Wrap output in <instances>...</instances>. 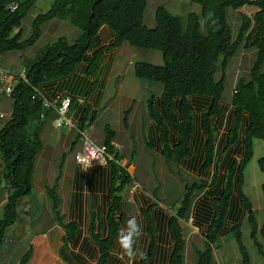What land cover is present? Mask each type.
<instances>
[{"label": "trees", "instance_id": "16d2710c", "mask_svg": "<svg viewBox=\"0 0 264 264\" xmlns=\"http://www.w3.org/2000/svg\"><path fill=\"white\" fill-rule=\"evenodd\" d=\"M11 1L0 0V55L35 45L42 35L43 24L54 18L69 17L81 33L73 42L61 36L38 50L32 61L25 60L26 78H20L10 94L14 108L11 118L0 129V157L7 189L0 216V247L8 229L21 218V213H26L23 207L30 203L25 198L33 192L36 159L42 148L40 131L51 110L44 105L35 87L69 76L82 62H87V74L95 77L86 96L87 102L97 87V74L104 53L129 43L138 48L159 50L163 55L161 65L137 62L135 73L142 79L163 85L162 110L157 108L153 93L148 99V113L158 128L162 156L171 174L182 178V167L190 162L194 153L195 109L191 99L198 102L202 97L210 99L201 116L206 141L205 160L202 159L199 165L196 163V168L200 166V180L184 181L180 197L168 209L160 206L158 186L145 200L139 215L127 214L124 193L135 180L128 170L135 154L130 163L122 164L123 155L112 144L114 131L107 125L104 144L112 158H108L107 165L100 166L95 173V188L103 192V197L95 196L87 221L83 215V170H78L76 175L77 192L69 213L61 210L58 187L46 186L53 202L51 209L65 230L61 257L67 264H185L187 239L184 223L190 219L196 197L210 188L213 189L215 212L210 218L201 216L208 223L203 233L204 247L196 250V264H216L214 249L221 236L230 232L237 243L242 264H252L244 242L243 222L232 223L230 230L225 231L231 207L239 202L246 211L250 237L264 257V221L259 224L253 202L244 191L246 168L255 153V139L264 142V0H192L201 6V12L186 15L158 6L154 27L144 23L146 0H55L46 12L35 17L33 33L25 40H22V20L36 0H17L15 10L6 7ZM245 6L253 9L251 15L243 11ZM229 9L240 11L241 23L235 37ZM103 25L115 32L116 40L89 54ZM242 46L255 49L254 60L249 75L239 76L234 87L231 97L234 118L228 127L222 161L216 162L220 153L214 121L224 110L222 102L230 59ZM219 66L220 78L217 77ZM97 116L98 111L91 114L87 102L72 148ZM127 116L128 113L126 123ZM172 131L178 138H171ZM145 144L148 151L154 150L152 130L146 135ZM234 150L238 155L232 157ZM258 164L263 173L261 189L264 195V155L258 159ZM212 166L215 169L208 181L205 177ZM200 214L198 212V217ZM87 231L89 236H85ZM119 236L128 238V249L120 245ZM32 256L30 247L19 264H29Z\"/></svg>", "mask_w": 264, "mask_h": 264}, {"label": "crops", "instance_id": "0c3cea01", "mask_svg": "<svg viewBox=\"0 0 264 264\" xmlns=\"http://www.w3.org/2000/svg\"><path fill=\"white\" fill-rule=\"evenodd\" d=\"M191 2L193 1L191 0ZM34 6L30 9L26 17L22 20V25H21V28L23 30L22 40L28 39L33 33V21L36 17L35 15L37 14L35 12L32 13V15H30L31 14L30 12L33 10ZM27 16H28V24H30L29 25L30 28L26 22ZM29 16H31V18ZM66 22L72 24L69 17L54 18L44 23L42 26V35L38 40L39 42L38 45L40 43L44 44L45 42L49 41L53 37H57L58 35L67 37L70 42L76 40L81 33L80 29L78 28L79 29L78 30L77 27H75L73 24L72 27H70L68 24H66ZM64 34H67V36ZM61 36H58V38ZM115 40H116L115 32L108 25H103L92 42V46L89 51V54H93L95 51H97L98 49L104 46L113 44ZM143 49L144 48L134 47L129 43H124L120 47L112 48L104 53L97 74L98 75L97 87L87 99V102L89 103L91 109V114L95 111H98V116L95 119V121L92 124H90L88 129H86L85 134L96 143L104 144V140L106 137L105 129L107 125H110V127L114 131V138L112 140V144L114 145L115 149L123 155V159H122L123 165L131 162L132 156L134 154L136 155L137 153L135 149L139 148L140 151L142 152L146 151L148 166L150 167L153 166V159L156 157L159 158L160 163H163V165L165 164L166 166L165 159L162 156L161 144L159 142L158 128L155 122L150 118L148 113V99L153 93L155 95V104L157 108L162 110L163 85L157 81H149L146 79H142L138 77L135 73V65L137 62L144 61L143 59L146 58L149 59L150 56H152L150 58L152 60H147V62L151 61L150 63L161 65L159 59L162 58L163 55L161 53V55L158 56L155 53H152V51H154L155 49H148L151 50V52L139 51ZM33 50H34V45L25 50L7 51L2 55H4L6 62L9 65L8 68L9 70L20 72L25 68L23 61L28 60L29 55H31L34 52ZM16 63H21V66L18 68H12V66H14ZM88 66L89 64L87 62H82L76 68V70L69 76L44 82L39 87L41 92L50 100H55L65 96L66 97L68 96L71 99H73V102L71 103V106L65 115L69 120L72 121L73 123L72 126L65 124L64 117L57 111V109H55L54 107H50L51 110L48 112V115L46 116L40 131V135L42 138V148L38 152V156L36 159V165L34 170V175L36 173V177H34L33 175L34 191L32 192V194L35 192L34 188L39 189L43 199L42 206H44V210H43L44 214L46 212H49L50 210L52 211L51 208L53 205L51 197L46 192V186L48 185L58 187V191L62 199L61 206L66 201V210L64 213L70 212V206L72 205V201H74L73 197L77 192L76 175L78 173V170H83L85 173V183L82 190V193L84 195L83 215L85 220L89 218L90 210L92 206H94L93 199L95 198V196H99L100 198L103 197V192L97 191L95 188L96 184L94 178L97 169L100 166L107 165L108 161L101 164L95 163L89 166H83L82 164L78 163L76 158L77 153L82 149L81 139L78 141L76 146L72 148L78 133L77 125L80 122L82 114L87 105L86 96L95 78L87 74ZM207 100L208 103L202 108H200L199 110L200 112L198 115V129L201 135L203 147L206 141V136L202 130L201 116H202V110L209 104L210 99ZM13 108H14V99L11 97V95L1 94L0 110L5 112L7 114V117L5 119H0V129L11 118ZM126 113H128L127 123L125 122ZM216 117L214 118H216V120L218 121L219 120L218 116ZM214 122L216 123V121ZM230 123L231 121L229 120L228 126H230ZM150 130H152L155 139V148L152 152L147 151L145 144L146 135ZM228 130L229 129L227 127V131H225L224 134L223 144H221V147L218 149V153L222 152L223 146L226 142V136ZM171 138H178V135L174 131H172ZM194 140H195V134H194ZM237 153L238 151L234 150L232 152V157L237 156L238 155ZM58 156L61 158V160L58 158ZM53 157L57 160H60L59 162L57 161L58 173L54 182L52 180H49V172L52 169L51 163L54 161ZM69 160L70 161L72 160V164H73L72 176L68 183H64L63 185H61V180L63 179L64 176L65 164ZM196 163L197 161L192 163V170H194V168L197 167ZM184 165H186V163ZM131 167H132V171L130 169ZM128 170L132 174V176L135 177L134 174L137 171V165L131 162V164L128 167ZM159 175L161 176V173ZM170 175L171 176L168 177L166 171L165 172L162 171V178L164 184L162 183V181L158 180L155 186V188L159 186L158 194L162 197L165 196L166 199H168L169 197L171 198L172 196L175 197L177 195L176 190L178 191L179 189L175 182L176 179H174V177L177 175L171 173ZM47 180H49L50 183H46ZM172 180L174 182V185L172 187H168V181H172ZM128 190H129V186L126 189V194H125L126 213L132 216L133 215L137 216L140 214L142 206L146 204L145 200L146 199L148 200L153 193L150 195L141 192V190H139L133 192L129 198L127 193ZM212 190H213L212 188L206 189L196 197L190 215L191 224L195 228H198L201 231L205 230L206 224L208 223V220L201 218V216L203 215L210 218L213 217L215 212V206L212 200V197H214L212 195ZM105 193L108 194L107 191H105ZM6 198H7V189L4 187L3 163L0 157V209L1 210L3 209ZM29 201L32 204L33 201L31 199H29ZM160 206H162L165 209H168V206L164 204L163 201L161 200H160ZM198 212L201 213L199 217L197 215ZM51 216L55 217V220L53 222L54 224L52 223V225H50L48 228V231L51 235V239L53 241L54 239L56 240L59 238V234H58L59 232L54 230L56 229V226L60 225L63 228V236H62V240H63V237L65 235L64 227L58 222L55 213L54 215L51 214ZM240 221L241 222L246 221V211L241 202L236 203L235 206L233 205L231 207V213L230 216L228 217L225 231L230 230L229 228L231 227L232 223L235 222L238 223ZM86 226L87 224L85 222L84 228H86ZM85 236H89L88 231L85 233ZM202 238H203L202 244L204 247V237L202 236ZM192 246H194V244ZM185 249L187 250V240H186ZM197 249L198 248L195 247V255ZM215 249H214V256L216 258ZM186 260L187 258L185 256V264H186ZM31 261L29 264H31Z\"/></svg>", "mask_w": 264, "mask_h": 264}, {"label": "rangeland", "instance_id": "374dc122", "mask_svg": "<svg viewBox=\"0 0 264 264\" xmlns=\"http://www.w3.org/2000/svg\"><path fill=\"white\" fill-rule=\"evenodd\" d=\"M54 1L55 0H37L33 10L30 12L31 13L30 15H32V13L35 12L37 15L39 13L46 12L52 6ZM146 1H147V8L145 10L144 23L149 27H152L156 24L155 13L158 6H165L171 12L181 15H186L189 12H196V13L201 12V6L196 2H191V0H146ZM243 11H246L249 15H251L253 9L251 7L245 6L243 7ZM228 14H229V19L231 21L232 32L235 37L236 34L238 33L241 23L240 11L229 9ZM29 17L31 18V16ZM26 22L28 24V16L26 18ZM66 24L72 27V24H70L69 22H66ZM29 25L30 24H28V26ZM64 35L67 36V34ZM58 36L53 37L44 44L40 43L38 45L39 42H37L34 45V50H33L34 52L32 51L33 53L29 55L28 60L32 61L35 58L38 50H40L44 45H46L50 41L57 39ZM139 51L151 52V50L148 49H143ZM152 53H155L158 56L161 55V52L156 49L152 51ZM254 55H255V49H245L242 46L239 48L238 52L234 55V57L230 59L229 66L227 69L226 88L222 103L224 110L221 116L218 118L219 120L217 121L215 119L217 125L216 128L218 132V137H217L218 149L221 147V144H223L225 131H227V127H229L228 126L229 120H231V118L234 116L233 107L231 105L232 91L234 90V87L236 85L239 76L249 75V71L254 60ZM151 57L152 56H150V58ZM150 58L149 59L146 58L143 60L147 62V60H152ZM159 62L160 64L164 63L163 57L159 59ZM0 63L5 68L7 69L9 68V65L6 62L4 55H0ZM20 66L21 63H16L14 66H12V68H18ZM217 77L218 78L221 77V66H219ZM207 99L209 98L205 99V97H202V100L199 99L201 100L200 102L196 101L195 99H192L193 106L195 109V140L193 142L194 153L192 158L189 160L190 162H186V165H183L182 178L179 177L178 175L174 177V179H176L175 182L177 184V187L179 188L178 191L176 190L177 195L175 197L172 196L171 198L169 197L168 199H166L165 196L162 197L158 194L160 200L163 201L164 204H167V206H172L173 203L177 202L183 190L185 184L184 181L194 182L200 180V176H199L200 166L192 170V165L190 163H194L195 161H197V164H199L205 155V148L202 145V139L198 129V115L200 112L199 111L200 108H202L208 103ZM135 150L137 153L135 155V159L132 162L137 165V171L134 174L135 180H133V182L129 185V190L127 192L129 198L133 192L139 190H141V192L151 195L155 189L158 180L162 181V183L164 184L162 178V171L164 172L166 171L168 177L171 176L167 166H165V164L163 165V163H160L158 157L153 159V166H151L152 167L151 168L150 166H148L146 151L142 152L140 151L139 148H136ZM222 152L220 153L219 156L217 155L216 162L222 161L221 158ZM263 155H264V142L260 139H255V153L253 159L249 162L246 168L244 191L253 202L257 220L260 225L264 221V195L261 189V184L263 182V173L260 170L258 159ZM58 158L61 160L59 156ZM53 160L54 161L51 163L52 169L49 172V180H52L54 182L58 173L57 163L60 160H57L54 157ZM204 160L205 158L203 159V161ZM72 169H73L72 160L71 161L69 160L65 164L64 176L63 179L61 180V185L69 182L72 176ZM130 169L132 171V167ZM214 169H215L214 166H212L209 169L205 177L208 181H210ZM160 173L161 176L159 175ZM34 177H36V173ZM49 180H47L46 183H50ZM173 185H174L173 180L168 181V187H172ZM34 189L35 192L25 198V201H29V199H31L33 201L32 204L29 201L30 203L26 204V206L23 207L24 209H26L25 210L26 213L24 214L21 213V218L16 222L15 225L11 226L8 229L6 237L0 247V264H19L20 258L30 249V247H32L33 250L31 264H67L60 255V251L63 246L62 244L63 228L60 225L56 226V229L54 231L59 232L58 233L59 238L56 240L54 239L52 241L48 228L50 225H52V223L55 220V217L51 216V214L54 215V213L50 210L49 212H46L44 214L43 212L44 206H42L43 204L42 195L38 188H34ZM124 194H126V190ZM61 208L62 211L65 212L66 201L62 204ZM2 211L3 209L2 210L0 209V215ZM184 225L186 227V238H187V250L185 249L186 250L185 256L187 258L186 264H196L195 247L198 249L203 247L202 236L204 231L195 228L191 224L190 219L188 222H185ZM242 229L244 234V242L252 257V264H264V257L258 252L256 245L253 243V240L250 237L251 227L247 222V220L243 222ZM193 244L194 246H192ZM215 252H216V258H215L216 264H242L241 254L238 250L237 243L233 238L231 232L220 239V242L216 247Z\"/></svg>", "mask_w": 264, "mask_h": 264}, {"label": "built area", "instance_id": "2783aa9c", "mask_svg": "<svg viewBox=\"0 0 264 264\" xmlns=\"http://www.w3.org/2000/svg\"><path fill=\"white\" fill-rule=\"evenodd\" d=\"M7 9L15 10L18 7V1L12 0L7 4ZM20 78H26L25 68L20 71H11L6 69L0 63V95L11 94L15 84ZM35 92L43 99L44 105L47 108L54 107L64 117V123L72 126V121L69 120L65 115L68 112L72 99L70 97H61L55 100L48 99L39 88L35 87ZM35 97V96H34ZM43 116V115H42ZM7 114L0 110V119H5ZM82 149L77 153V161L83 166H89L92 164H101L108 161L109 156L107 147L105 144H98L89 138L85 132H82Z\"/></svg>", "mask_w": 264, "mask_h": 264}, {"label": "clouds", "instance_id": "9594fccd", "mask_svg": "<svg viewBox=\"0 0 264 264\" xmlns=\"http://www.w3.org/2000/svg\"><path fill=\"white\" fill-rule=\"evenodd\" d=\"M120 232H121V230H120ZM119 243L124 249H128L129 248V240H128V238H121L119 236ZM129 256H131V253H129Z\"/></svg>", "mask_w": 264, "mask_h": 264}]
</instances>
